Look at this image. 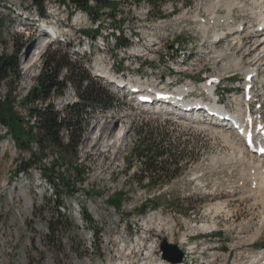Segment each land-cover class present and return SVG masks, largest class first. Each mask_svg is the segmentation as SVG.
I'll return each instance as SVG.
<instances>
[{"label": "rangeland", "instance_id": "1", "mask_svg": "<svg viewBox=\"0 0 264 264\" xmlns=\"http://www.w3.org/2000/svg\"><path fill=\"white\" fill-rule=\"evenodd\" d=\"M94 1L92 11L80 13V8L74 9L60 0H43V14L79 37L81 33L73 31V27L94 20L96 29L101 18L94 19L93 11L107 14L102 16L103 24L96 32L93 28H82V32L88 36L104 34L118 22L116 26L124 25L129 33L125 25L129 23L141 41L126 40L124 36L116 46L109 42L105 50L96 41L91 54L75 55L64 42H53L28 73L23 60L38 36L34 31L30 36V31L25 30L28 25L23 23L29 21L20 16V11L41 13V8L33 0H0V53L18 50L20 54L22 77L14 108L18 113L27 117V109L20 105V100L36 84L43 57L50 48L68 51L70 58L79 63V69L86 68L91 79L95 78L91 66L110 56L116 59V70L126 76L128 73L159 79L174 75L178 83L190 82L200 87L205 76L213 82L221 74L224 79L214 98L207 92L202 96L216 99L226 108L236 106L235 99L241 98L245 87L240 82L254 64V55H245V48L239 51L236 46L230 47L228 41L211 45L212 37L203 39L194 22L183 21L185 15L196 9L204 14V7L212 0H108L106 5ZM236 10L238 19L252 20L247 26L259 22L250 10ZM119 13L124 19L118 20ZM80 14L82 20L78 19ZM134 48L140 51L134 53ZM217 50L226 52V60L215 58ZM237 55L242 57L244 66L238 72L226 68L233 65L228 60ZM260 72L254 82L256 100L251 104L252 113L259 117L264 109L263 67ZM68 73L64 68L60 78L66 79ZM105 87L112 93L108 85ZM7 88V83H0V102L6 100ZM115 94L108 106L115 107L111 115H102L98 110L102 106H86L77 155L69 157L68 163L60 162L53 174L54 183L45 176L44 169L58 157L59 151L48 149L42 161L25 170L20 168L32 157V151L21 149L9 126L0 121L7 127L6 131L0 127L1 139L14 141L0 143V264H165L160 250L162 239L178 244L185 252L187 264H257L264 256V208L260 201L264 192L252 193L258 184L248 176L245 165L237 161L234 149L212 128L214 121L209 117L199 125L198 118L187 122L172 117L165 109H136L132 107L134 98ZM77 100L79 94L68 81L64 93L55 94L53 102L66 113V106ZM148 122L156 128L157 137L161 133L167 135L161 147L168 149L165 161L170 166L168 176L162 174L158 180L145 171L142 160L131 157L139 138L138 126ZM121 123L126 124L124 135L108 144L109 131ZM63 132L67 142L69 136ZM31 146L39 152L36 142ZM129 158L133 162L128 167ZM176 162L178 172L173 176ZM120 189L126 195L116 209L112 199ZM218 204H224V209L211 213Z\"/></svg>", "mask_w": 264, "mask_h": 264}, {"label": "bare ground", "instance_id": "2", "mask_svg": "<svg viewBox=\"0 0 264 264\" xmlns=\"http://www.w3.org/2000/svg\"><path fill=\"white\" fill-rule=\"evenodd\" d=\"M100 1H102V0H97V3H99ZM106 1H108V0H106ZM246 1H249V2H246ZM94 2H95L94 0H89L90 9L92 8ZM64 4H69L71 6H74L75 7L74 9H77V10H78V8H80L77 5L72 4L71 2H64ZM204 8H205L204 14H202L200 11H198L196 9L192 14L190 13V15H188L187 17L185 15L184 16L185 18L183 19V21H188V20L190 21L191 20L192 22H194L197 25L199 34L201 35V37L203 39L208 40L211 37L213 39L215 38L210 43L211 45L216 46L219 43L228 41L230 47H231V45L236 46L237 48H239V51L241 49L245 48L247 50V52L244 53L245 55L253 54L254 55V59H253L254 64L251 65L250 71L246 72V75H245L246 82L244 83V85L246 86L248 84L253 83L254 80L259 77V75L261 76L260 73H262V72H260V71L262 70V67L264 68V0H212V2L207 7H204ZM236 8L240 9L241 12L242 11L245 12L247 10L248 11L250 10L251 15L257 17L259 22L257 24H254V25L247 26L248 25L247 23L252 22V20L251 19H248V20L238 19L237 15H236V12L238 13V11L236 10ZM82 10H84V9L80 8V13L83 12ZM97 10H98V8H97ZM84 11H86L87 13L90 12L89 10H84ZM22 13H26L28 16H32L36 13V11L22 9L20 11V14H22ZM115 14H117V12ZM97 15L94 14L93 18L95 19V16L97 17ZM103 15H107V14H102V16ZM82 17L83 16H81V14H80V16H78V19H81ZM109 17H111V16H109ZM116 17L118 18V20H121L123 16H121V14H120L121 19H119V16H116ZM124 17H123V19H124ZM52 20H50L49 17H46L44 15V17L42 19V21H43L42 31H43V34H45V35L41 34L40 36H38L34 48L32 49V51H30V49H29V54L24 57V60H23V63L25 62L24 63V69L27 70L28 73L31 72L33 66L38 61V59L41 57L44 50L46 49L48 40H49V42H59V41H61L62 43L64 42L65 46H68L72 49L71 53H73L74 55L78 54V53L81 54L84 52L91 54L93 52V45L96 41L100 42V44L98 46L104 50H105V46H107V44L109 42L110 43L112 42L113 44L112 43L111 44L113 46L118 45V42L120 43V40H122V37L124 38V36L127 38V39L125 38L126 40L129 39L130 41H134V38H136L135 41H137V42L141 41L140 35L138 33H136V31H133V29L131 28L132 26H130L129 23L125 24L129 30V33H127L126 30H124L125 29L124 25H123V27L116 26V25L111 27V25H110V27H111L110 30L104 32V34H99L96 36H94L93 34H92L93 36H88V35L83 34V35H81L82 37H79V36L75 35V33L73 35L71 34L72 29H69V28L67 29V28H65L64 25H60L59 23H57V21L53 20V21H55V22H53ZM45 22H48V23H45ZM102 24H103L102 21L98 22L96 25V29L100 28V26ZM133 26H134V24H133ZM96 29H94L95 32H96ZM125 43H127V42H125ZM31 47H32V44H31ZM133 51L135 53V52L140 51V49L134 48ZM141 53H142V51H141ZM225 56H226V52L224 50H219V51L217 50L215 53V58L220 59L221 61L226 60ZM72 59H74V58H72ZM106 59L104 60L103 57L100 58V60H102V61L101 62L97 61L96 65L93 64L91 66L92 68L90 71L95 78L100 77V76H104L107 78L112 77V80H114L113 81L114 88H115L113 90L114 92L115 91H117L116 93L128 92V93L134 95L135 93H131V90H133L134 87H136V86H138V87L140 86L139 87L141 89L140 92L149 93L150 95L154 94V88L159 89L161 91H166L165 86L158 85V83H159L158 79H149V78H144L143 76H136V75H131L128 73L126 76L125 75L126 73L121 74V72L116 70L117 64L115 63L116 62L115 58L110 56L107 60ZM229 61H233V65L231 64L232 66H227L226 68H233V71H236V72L244 70V66L242 65L243 59L241 56L237 55L234 59L228 60V62ZM180 65H182V63L179 64V66ZM93 68H94V70H93ZM122 75H125L126 77H124ZM219 75H221V74H219ZM4 82L5 81H3V83ZM189 85L190 84H188L187 86H181L180 88H177V92L180 93V95H182L185 93L186 89H189V91H193L194 89H196L195 85L194 86L193 85L189 86ZM206 85H207L206 82L201 83V86H206ZM255 85L256 84L254 83L253 88H255ZM146 86L148 88L149 87L150 88L146 90L145 89ZM198 93L199 92H197L196 94H198ZM243 98L244 97L235 99L237 108H236V110H234V112L238 115V120H236L235 123H238L240 125H242L246 122L250 123V121H252L254 119L257 120V119L261 118V117L254 115V113H252L251 104L249 102H243ZM195 102H200V100L196 99ZM73 103H75V102H73ZM132 107H135L136 109H141V110L144 109L143 105L139 102H134ZM218 108H220V106H218ZM57 109L59 110V108H57ZM220 109H222V108H220ZM98 110H99V112L102 113V115H105L106 113L111 115L112 112H114L115 107H113V106L107 107V108L101 107V108H98ZM183 110L184 109L182 107L178 106L177 112H179V113L177 115L175 113H171L172 117L179 116L180 112H182ZM165 111H168V108H165ZM61 114H62V116H65V111L62 110ZM89 115H90V113H89ZM197 117H198V115L196 116V118ZM231 117L233 118V116H231ZM178 118L186 121V119L183 117H178ZM192 119H194V118L192 117ZM199 122H201V121H199ZM197 124H199V123L197 122ZM213 124L214 125H212V128L215 129L216 131H218L217 133H219L220 136H222V138L225 139L227 144L230 145L234 149V153H235L234 155H236L237 161L239 163H241L243 166L245 165L248 176L251 178L252 181L255 180L256 181L255 183L258 184L257 186H255V190L252 193L256 194L259 192L260 193L264 192V154H258L254 148L250 149L248 147V145L246 144L245 139H243V137L239 136L238 133H236L235 131H232L230 129L232 127L231 122L221 121L220 119L216 118L214 120ZM125 125H123L121 123V125H118L116 128H113L111 132L109 131L110 135H109V138L107 140L108 144H110V145L114 144L115 142H117L119 136L122 137L124 135V133L126 131ZM0 127H5L6 129H3V130H5V131L7 130V127L2 123H0ZM63 131L67 132L66 135L69 136V129L63 128L62 132ZM95 134H98V132L94 133V135ZM1 140L2 139L0 136L1 145L11 144V142L14 143L12 138H8L7 141H3V140L1 141ZM10 148H11V146H10ZM5 149H7V147ZM5 154L6 153L4 152L3 155H5ZM252 189L250 188L251 191H252ZM256 198H258V197H256ZM260 201L262 202L263 208H264V196L261 197ZM222 209H224V204L223 205L218 204L214 207V210H212L211 213H213V212L217 213L219 211H222ZM204 227L209 228L207 224H205ZM210 228H211V226H210ZM263 259H264V256H262L261 260H263ZM183 261L184 262L179 263V264H187L185 258ZM260 261H258V262L256 261L257 264L260 263Z\"/></svg>", "mask_w": 264, "mask_h": 264}, {"label": "trees", "instance_id": "3", "mask_svg": "<svg viewBox=\"0 0 264 264\" xmlns=\"http://www.w3.org/2000/svg\"><path fill=\"white\" fill-rule=\"evenodd\" d=\"M36 5L42 9L43 0H33ZM62 2H71L74 5L84 9L93 10L89 7V0H60ZM140 2L142 0H136ZM152 3V0H149ZM106 0L100 1L106 5ZM93 13L97 14L96 11ZM78 62L70 58L68 51L63 53L60 49L50 50L44 55L40 74L37 82L28 93L20 100V105L27 109V117L18 113L14 108L18 104V95L16 91L22 77L20 69V54L14 50L11 54L0 53V83L5 81L8 84L7 98L0 102V121L6 123L18 144L23 150H31L32 157L28 159L20 168L28 169L32 165L43 160L48 149L59 151L58 157H54L49 167H45L44 174L54 183L53 174H56V167L61 161L69 162L68 158L77 155V148L83 135L82 119L85 114L86 106H102L107 108L114 98L112 93L101 84L100 81L91 79L86 68L79 69ZM68 70V77L61 79L62 70ZM88 79L87 84L85 81ZM70 81L75 86L79 99L72 105L66 107L65 116L57 109L53 99L55 94H63L67 82ZM45 103L40 106L36 102ZM101 108V107H100ZM35 121L32 122V118ZM63 128L69 129V140L65 142L62 137ZM138 142L131 150L133 160H142L145 171L156 180L165 174L168 176V162L165 156L168 154L166 146L161 147L166 142L167 135L161 133L156 136V128L151 123H142L138 126ZM32 142H36L39 152L33 150ZM159 157H162L159 160ZM133 160L127 161V166H131ZM70 164V163H69ZM177 162L174 163L173 176L178 172ZM145 174L144 171L141 174ZM137 174L135 173V177ZM61 177V175H60ZM63 178V177H61ZM59 194H57L58 196ZM126 195L123 189H120L118 195L112 199V205L118 209L123 203V197ZM152 201V200H149ZM146 205L144 204L143 207ZM86 218H91L85 216Z\"/></svg>", "mask_w": 264, "mask_h": 264}, {"label": "water", "instance_id": "4", "mask_svg": "<svg viewBox=\"0 0 264 264\" xmlns=\"http://www.w3.org/2000/svg\"><path fill=\"white\" fill-rule=\"evenodd\" d=\"M31 48V45L27 48V52ZM117 126V125H116ZM164 259L172 262L179 263L183 260L184 251L178 244L172 243L167 239H163L160 245Z\"/></svg>", "mask_w": 264, "mask_h": 264}, {"label": "built area", "instance_id": "5", "mask_svg": "<svg viewBox=\"0 0 264 264\" xmlns=\"http://www.w3.org/2000/svg\"><path fill=\"white\" fill-rule=\"evenodd\" d=\"M96 18H101V21H102V15H101V13L98 14ZM119 19H121L120 13H119ZM45 23H48V22H45ZM115 25H117V23ZM82 28L92 29L93 28V20H91V21H84V22H82V24H78L76 27H73V31H79L81 33V35H83L85 33L82 32ZM100 31H101V29H100ZM142 62H144V61H142ZM17 154H19V153H17ZM40 170L43 173V169H40Z\"/></svg>", "mask_w": 264, "mask_h": 264}]
</instances>
